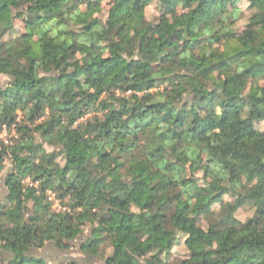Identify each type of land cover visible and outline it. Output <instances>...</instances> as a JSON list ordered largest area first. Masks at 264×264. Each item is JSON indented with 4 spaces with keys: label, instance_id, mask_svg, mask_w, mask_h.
<instances>
[{
    "label": "clouds",
    "instance_id": "1",
    "mask_svg": "<svg viewBox=\"0 0 264 264\" xmlns=\"http://www.w3.org/2000/svg\"><path fill=\"white\" fill-rule=\"evenodd\" d=\"M4 2L0 264H264V0Z\"/></svg>",
    "mask_w": 264,
    "mask_h": 264
},
{
    "label": "trees",
    "instance_id": "2",
    "mask_svg": "<svg viewBox=\"0 0 264 264\" xmlns=\"http://www.w3.org/2000/svg\"><path fill=\"white\" fill-rule=\"evenodd\" d=\"M217 3V0H201V6L199 10V15L196 17V19L193 21V23H207L210 26V21L212 18H214L217 13L214 9V5ZM6 7V2L0 3V11L3 10V8ZM205 34H207V29H205ZM181 39L180 33L175 32L171 35V39L164 40L163 42L158 44V47L163 50L167 47L175 48L176 47V41ZM200 40L199 38H193L191 41H183L181 54L183 52H191V50L199 44ZM169 53L167 51L163 52V55L161 56V64L165 63L169 59ZM159 68V65L154 66V70L152 72V75L149 77V80L156 78V71L155 69ZM38 86V85H37Z\"/></svg>",
    "mask_w": 264,
    "mask_h": 264
}]
</instances>
